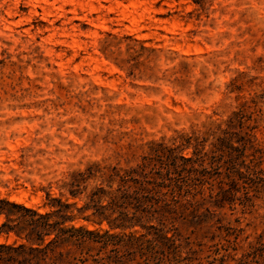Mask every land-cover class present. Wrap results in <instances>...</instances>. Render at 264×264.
<instances>
[{
	"label": "rangeland",
	"instance_id": "1",
	"mask_svg": "<svg viewBox=\"0 0 264 264\" xmlns=\"http://www.w3.org/2000/svg\"><path fill=\"white\" fill-rule=\"evenodd\" d=\"M236 112L264 147V0H0V198L44 213L77 171L210 142ZM217 212L179 224L192 263L264 264V190Z\"/></svg>",
	"mask_w": 264,
	"mask_h": 264
},
{
	"label": "trees",
	"instance_id": "2",
	"mask_svg": "<svg viewBox=\"0 0 264 264\" xmlns=\"http://www.w3.org/2000/svg\"><path fill=\"white\" fill-rule=\"evenodd\" d=\"M238 118L210 142L201 135L152 141L127 168L93 163L72 175L65 198L47 194L44 213L0 198V236H14L0 242V264H193L179 224H211L227 206H254L264 190V147ZM96 172L103 180L87 191ZM260 238L252 255L264 251Z\"/></svg>",
	"mask_w": 264,
	"mask_h": 264
},
{
	"label": "bare ground",
	"instance_id": "3",
	"mask_svg": "<svg viewBox=\"0 0 264 264\" xmlns=\"http://www.w3.org/2000/svg\"><path fill=\"white\" fill-rule=\"evenodd\" d=\"M104 63V62H103ZM2 241V240H1Z\"/></svg>",
	"mask_w": 264,
	"mask_h": 264
}]
</instances>
